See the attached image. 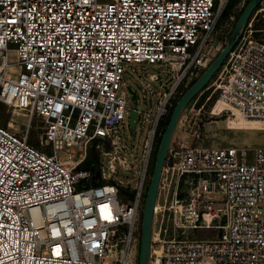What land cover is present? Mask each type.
<instances>
[{
  "label": "built area",
  "instance_id": "built-area-1",
  "mask_svg": "<svg viewBox=\"0 0 264 264\" xmlns=\"http://www.w3.org/2000/svg\"><path fill=\"white\" fill-rule=\"evenodd\" d=\"M230 0H0V117L24 112L42 122L41 145L0 125V264H138L142 216L157 133L182 90L221 52L220 22ZM262 7V8H261ZM218 72L220 101L244 119L264 121V38L258 15ZM264 19V15H262ZM264 31V30H263ZM227 36V34H226ZM164 65L158 101L142 146L123 149L121 126L137 113L121 89L128 65ZM144 99L155 93L147 84ZM181 118L177 124L179 126ZM130 125V124H129ZM175 130V132H176ZM174 132V136H175ZM172 144L154 211L149 264H264V145L254 149ZM106 144L134 190L86 167ZM127 154L139 164L137 171ZM251 156V157H250ZM225 222V224H223ZM220 229L216 240L182 238Z\"/></svg>",
  "mask_w": 264,
  "mask_h": 264
},
{
  "label": "rangeland",
  "instance_id": "rangeland-1",
  "mask_svg": "<svg viewBox=\"0 0 264 264\" xmlns=\"http://www.w3.org/2000/svg\"><path fill=\"white\" fill-rule=\"evenodd\" d=\"M249 1L250 0H230L220 22L222 33L225 34L220 42L223 46L222 49L228 42L238 18ZM258 8H260V6ZM261 14L264 15V12ZM254 15L255 12L252 17H254ZM262 15H258L257 20L260 21L256 22V29L260 30L256 33V38L259 39L264 38V19H262ZM167 68L168 66L160 64L128 65L125 67L121 81V89L125 91L127 95V108L135 109L137 107L136 102L133 99V93L129 89V87H131L139 100L138 108L145 112L144 116L147 114H149V116L146 126L143 128L142 124H140L137 130L134 131L129 125L130 112H127L125 125L121 126L120 129L124 150L133 148L134 153H137L138 146H142L147 138V132L150 127L151 120L155 117V110L158 106V101L163 95V89L161 88L160 83L158 81H152L150 76L162 73L164 84L169 87L171 83L175 81V74H166L164 71ZM193 83L184 88V90H182V94H184ZM147 84L152 87V90L155 93L153 105H151L150 92L147 93V100L144 99L142 89H144ZM218 84L217 73L208 85L188 105L187 109L181 116V121L175 132L173 147L176 148L179 140H181L182 144L193 146L199 144H202L205 147L236 146L238 148L250 150L257 146L264 145V121L257 119H244L238 112L229 108L222 101H220V90L217 89ZM181 96L182 95L177 98V101ZM11 120H13L12 126L19 134H24L28 131V139L31 144L40 149L43 148L46 151H50V148H44L41 145L43 131L41 129L42 122L39 118H31L24 112H7L6 108H2L0 125L6 126V124ZM166 124L167 123L164 120L157 133V149L167 127ZM108 151L109 148L106 144H100L99 146L97 143L94 144L84 165L86 167L98 168L101 165L104 154ZM123 155L137 171L140 170L138 163L131 159L127 154ZM103 162L106 167H108L110 162H114L116 166V175L112 174L109 170L105 171V176L108 180H111L125 188L128 187L127 181H131L129 187L131 190L135 189L139 180L138 173L124 171L119 164V160H117L114 155L105 157ZM154 162L155 158L151 166L149 184L153 173ZM223 224H225V222H223ZM179 234L182 238L188 239L216 240L221 238L223 231L215 228H199L188 230L186 233H184L183 230H180Z\"/></svg>",
  "mask_w": 264,
  "mask_h": 264
},
{
  "label": "water",
  "instance_id": "water-1",
  "mask_svg": "<svg viewBox=\"0 0 264 264\" xmlns=\"http://www.w3.org/2000/svg\"><path fill=\"white\" fill-rule=\"evenodd\" d=\"M263 0H250L244 8L242 14L238 18L228 42L209 66V68L185 91L177 101L169 118L168 125L161 138L157 149L153 173L148 187L147 197L145 200L142 224H141V242L139 250L138 264H149L151 247H152V231L154 222V211L158 198V191L161 181L162 172L168 157V153L172 144L174 132L177 124L187 109L188 105L196 98V96L208 85L212 78L220 71L228 59L229 54L240 41L242 34L247 26L251 16L260 6ZM131 91V90H130ZM132 92V91H131ZM133 93V92H132ZM133 99H136L133 93ZM137 113L131 112L129 124L132 130L136 129Z\"/></svg>",
  "mask_w": 264,
  "mask_h": 264
},
{
  "label": "trees",
  "instance_id": "trees-1",
  "mask_svg": "<svg viewBox=\"0 0 264 264\" xmlns=\"http://www.w3.org/2000/svg\"><path fill=\"white\" fill-rule=\"evenodd\" d=\"M221 20H222V19H221ZM173 109H174V108H173ZM171 113H172V112H171ZM170 115H171V114H170ZM170 115H169V116H170ZM169 116H168V117H169ZM168 117H167V119H168ZM169 118H170V117H169ZM167 119L165 120L166 123H167L166 125H168V122H169V119H168V120H167ZM156 153H157V152H156ZM156 153H155V157H156ZM155 157H154V158H155ZM154 163H155V162H154Z\"/></svg>",
  "mask_w": 264,
  "mask_h": 264
},
{
  "label": "bare ground",
  "instance_id": "bare-ground-1",
  "mask_svg": "<svg viewBox=\"0 0 264 264\" xmlns=\"http://www.w3.org/2000/svg\"><path fill=\"white\" fill-rule=\"evenodd\" d=\"M255 122H259V121H255Z\"/></svg>",
  "mask_w": 264,
  "mask_h": 264
},
{
  "label": "snow or ice",
  "instance_id": "snow-or-ice-1",
  "mask_svg": "<svg viewBox=\"0 0 264 264\" xmlns=\"http://www.w3.org/2000/svg\"><path fill=\"white\" fill-rule=\"evenodd\" d=\"M85 2H87V0H85Z\"/></svg>",
  "mask_w": 264,
  "mask_h": 264
}]
</instances>
